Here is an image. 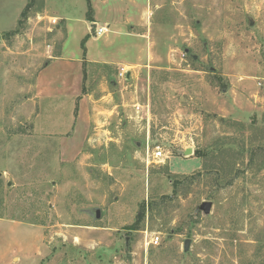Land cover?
Here are the masks:
<instances>
[{"label": "rangeland", "instance_id": "obj_1", "mask_svg": "<svg viewBox=\"0 0 264 264\" xmlns=\"http://www.w3.org/2000/svg\"><path fill=\"white\" fill-rule=\"evenodd\" d=\"M27 1L0 0V264H264V0H112L102 35ZM61 54L83 76L37 96Z\"/></svg>", "mask_w": 264, "mask_h": 264}, {"label": "crops", "instance_id": "obj_2", "mask_svg": "<svg viewBox=\"0 0 264 264\" xmlns=\"http://www.w3.org/2000/svg\"><path fill=\"white\" fill-rule=\"evenodd\" d=\"M85 2V3H84ZM91 3H93L92 5V8L94 10V13H92V18L93 20H88L87 19V11H88V0L86 1H83V4H86L87 5V8L83 7V10H82V13L78 16V20L80 22H83L84 25L86 24V29L85 31L83 32V34H89L91 33V29L94 30V28L96 27V25L98 26L97 22H98V14H97V10H98V7H100L102 4H105V8L109 11V14L107 16H105L103 19V24L101 26H104V27H107L109 29H112L113 26H115L117 23L115 22V18L114 16L112 15L113 13V5H111L112 3V0L108 1V0H105V1H99L98 0V4L97 3H94L92 2V0H90ZM44 3H45V7L47 10H50V8L48 7L47 3H46V0H44ZM53 11V15L61 18V20L64 21V26H65V29L67 30L68 32V35H69V29H70V24H71V19H74V17H72V14H67V13H58V10ZM111 11V12H110ZM51 14V15H52ZM95 24V26H93ZM82 34V35H83ZM63 48V46H62ZM62 56L56 58V59H53L51 63H49L48 65L42 67L38 73H37V76H36V87H37V96H39L40 94H43L42 91H44L45 89L49 88L48 87V84L49 82L46 81L45 79H43V73L47 70V67L49 68V66H51V64H56V61H59L60 63L63 64L64 66V71L67 73V75L69 76H72L73 74V68H75L79 73L81 71V74L83 76V73H82V63L80 61V59H70V58H66L63 56V54H61ZM66 58V59H65ZM64 61V63H63ZM76 62V63H75ZM82 76L79 80V89L77 90L76 92V95L77 96H80L81 94V81H82ZM41 81H43V83H41ZM43 84V85H42ZM76 96V97H77ZM84 100H86L85 98L81 99L80 100V103L78 105V123H80L84 117L86 116V113H87V109L86 107L84 106Z\"/></svg>", "mask_w": 264, "mask_h": 264}, {"label": "trees", "instance_id": "obj_3", "mask_svg": "<svg viewBox=\"0 0 264 264\" xmlns=\"http://www.w3.org/2000/svg\"><path fill=\"white\" fill-rule=\"evenodd\" d=\"M35 3H36V0H28L27 1L26 5L24 6L23 10L21 11L20 19L18 20L19 26L24 23V20L28 17L30 10L33 8ZM92 17H93L92 16V6L90 4V0H88L87 19L93 20ZM19 31H20V28L17 27L13 30L5 32L4 34L7 36H11V35L19 33ZM85 40H86V37L82 40V48H84V50H85ZM176 183H177V181H175V186H176ZM175 189H176V187H175ZM144 218H145V205H142L141 211H140V213H138L135 222L129 228L137 229L139 224L144 220Z\"/></svg>", "mask_w": 264, "mask_h": 264}, {"label": "water", "instance_id": "obj_4", "mask_svg": "<svg viewBox=\"0 0 264 264\" xmlns=\"http://www.w3.org/2000/svg\"><path fill=\"white\" fill-rule=\"evenodd\" d=\"M251 24H253V22H251ZM93 26H95V24L93 25ZM137 145H140V143L139 142H137ZM186 153L187 154H191L192 153V149L191 148H189V149H187L186 150ZM201 209L205 212V213H209L210 212V209H211V202H203L202 204H201ZM95 216L97 217V218H100V216H101V210L100 209H96L95 210ZM190 244H191V239L190 238H187L186 240H185V242H184V250L185 251H188L189 250V248H190Z\"/></svg>", "mask_w": 264, "mask_h": 264}, {"label": "built area", "instance_id": "obj_5", "mask_svg": "<svg viewBox=\"0 0 264 264\" xmlns=\"http://www.w3.org/2000/svg\"><path fill=\"white\" fill-rule=\"evenodd\" d=\"M106 28H107V27H104V26H96V27L94 28L96 35H102V34H104ZM163 155H164V154H163V151H161V150H159V151H157L156 153H154V156H155V157H161V156H163ZM159 240H160V237H159V236H155V237H153V238L151 239V242H153V243H158Z\"/></svg>", "mask_w": 264, "mask_h": 264}]
</instances>
